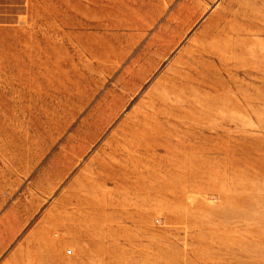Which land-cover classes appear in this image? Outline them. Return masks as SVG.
I'll list each match as a JSON object with an SVG mask.
<instances>
[{"label": "rangeland", "instance_id": "rangeland-1", "mask_svg": "<svg viewBox=\"0 0 264 264\" xmlns=\"http://www.w3.org/2000/svg\"><path fill=\"white\" fill-rule=\"evenodd\" d=\"M0 264H264V0H0Z\"/></svg>", "mask_w": 264, "mask_h": 264}]
</instances>
